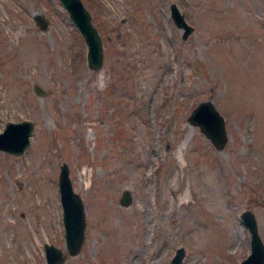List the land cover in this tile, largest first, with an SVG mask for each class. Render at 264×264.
Returning <instances> with one entry per match:
<instances>
[{
	"label": "rangeland",
	"instance_id": "1",
	"mask_svg": "<svg viewBox=\"0 0 264 264\" xmlns=\"http://www.w3.org/2000/svg\"><path fill=\"white\" fill-rule=\"evenodd\" d=\"M80 2L100 37L96 71L57 0H0V131L32 123L22 153L0 151V264H45L43 244L60 264H165L177 247L180 264H239V213L264 245V0ZM206 100L223 118L220 149L187 121ZM61 163L83 205L74 256Z\"/></svg>",
	"mask_w": 264,
	"mask_h": 264
},
{
	"label": "water",
	"instance_id": "2",
	"mask_svg": "<svg viewBox=\"0 0 264 264\" xmlns=\"http://www.w3.org/2000/svg\"><path fill=\"white\" fill-rule=\"evenodd\" d=\"M65 10L67 18L72 26L77 30L85 43V63L89 69L97 70L102 60L100 37L95 28L92 27L88 12L82 7L80 0H57ZM169 17L175 28L181 29V38H185L192 27L185 23L183 16L178 13L177 7L171 3L168 6ZM41 27L42 24L37 22ZM40 89L34 85L32 92L35 95L40 94ZM187 121L192 126H197L199 132L207 138L217 149L224 144V126L223 118L216 109L210 104L209 100L201 101L187 115ZM32 130V123L29 120H20L17 122L7 121L4 128L0 131V151L11 155L22 153L27 147L29 133ZM57 174V191L58 200L61 209V225L63 228L64 248L69 256H74L80 248L83 241L84 214L81 199L74 192L69 184L68 169L66 164L61 163ZM119 198V205L126 206L130 201L129 192L122 190ZM238 219L247 230L249 237V253L243 257L239 264H264V245L257 234V228L254 217L251 212L243 211L238 214ZM45 264H60L63 255L62 252L52 247L51 244L42 245ZM173 254L165 264H180L184 256L182 247L173 250Z\"/></svg>",
	"mask_w": 264,
	"mask_h": 264
}]
</instances>
